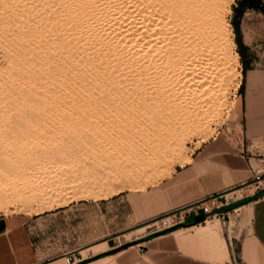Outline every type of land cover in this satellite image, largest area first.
Masks as SVG:
<instances>
[{
  "label": "bare ground",
  "instance_id": "bare-ground-1",
  "mask_svg": "<svg viewBox=\"0 0 264 264\" xmlns=\"http://www.w3.org/2000/svg\"><path fill=\"white\" fill-rule=\"evenodd\" d=\"M233 1L0 0V33L10 22L18 28L15 48L0 36L10 77L5 88L6 78L0 80V108L18 103L85 107L73 113L80 121L86 119V106L149 108L150 118L163 121L156 132L166 144L162 153H171L172 164L178 157L187 163L190 158H183L179 148L188 136H202L219 117L232 69L239 65L225 21ZM38 22L43 28H37ZM70 118V124L76 121ZM211 229L209 222L197 227L199 236Z\"/></svg>",
  "mask_w": 264,
  "mask_h": 264
},
{
  "label": "crops",
  "instance_id": "crops-1",
  "mask_svg": "<svg viewBox=\"0 0 264 264\" xmlns=\"http://www.w3.org/2000/svg\"><path fill=\"white\" fill-rule=\"evenodd\" d=\"M239 1L232 8L241 73L236 141L217 132L189 162L140 191L1 214L0 264H66L70 252L73 264H264V191L250 190L264 171V9ZM210 198L228 225L233 217L226 230L212 225L211 236H199L208 221L195 224L184 212L180 227L148 231L157 222L149 223Z\"/></svg>",
  "mask_w": 264,
  "mask_h": 264
},
{
  "label": "rangeland",
  "instance_id": "rangeland-1",
  "mask_svg": "<svg viewBox=\"0 0 264 264\" xmlns=\"http://www.w3.org/2000/svg\"><path fill=\"white\" fill-rule=\"evenodd\" d=\"M234 4L237 5L236 0L231 4L230 11L226 13L225 21L229 26V39L236 44L234 28L232 26L234 16L232 8ZM40 24H43V22ZM40 24L39 22L36 24L39 29L44 26V24ZM9 26L4 28L0 36L9 37L10 34L9 38H3H5V43L7 45L11 43L9 45L15 48L17 47L16 36L18 34V28L15 29L17 26H15L13 22H10ZM9 29L10 32L12 30L11 33L7 32ZM12 39L14 41H12ZM1 42L2 41H0V66L2 64L1 67L5 66L2 68L3 70L0 67V80L2 81L5 78L6 80H3V83L0 81V84L2 83L3 85L1 84V86L5 88L10 81V77H8V71L6 70V61H4L5 59L2 56L4 43L2 42L1 44ZM26 49H28V47H26L25 50ZM233 51L235 54L238 53L236 47ZM232 70L229 85L224 93V99L222 101L223 107L221 108L219 119L215 118L216 120L214 119L213 122H210L209 128H206L202 136H188V138L184 140L183 146L179 148L183 152V158L184 155L190 158L191 154H193L198 147L220 131H223L224 134L233 141H236L237 130L234 128L240 122V65L235 66V69L233 68ZM237 85L238 88L235 89ZM25 87L26 84H24L21 89L23 90ZM100 106L101 105H98V107L92 105V107L88 106V108L86 106V111L88 110L85 116L86 119H88L86 124V119L81 121L80 119H78L79 121L74 119L76 116H74L73 113L75 110L77 111L79 107L75 109V107L69 105L60 106V108L52 106L57 110H54L52 107L40 108V106L28 103H18L17 105L0 108V124L2 125H0V215L10 216L18 213L40 212L61 205L69 198L93 196L107 197L127 190L140 191L146 186L156 183L169 175L174 167L178 164L182 165L181 161H183V164L185 163L184 159L178 157L172 164L170 158L172 157L171 153L168 154L167 151L162 153L161 150L164 147L165 141L157 137L156 132L159 130V127H161L163 121L161 119V123H159V119L156 118L155 120V117L150 118L148 113L149 108L144 110L145 107H134L135 105H119L118 108L117 105V111H115L116 109H114V106H109V109L108 106H101L102 108H100ZM120 106H124L123 108L126 109ZM130 106H132V109ZM103 107L105 108L103 109ZM83 108L85 107H80L79 110ZM44 109L46 110L45 112ZM133 109L137 113L132 111ZM58 111L61 114L56 115L59 113ZM65 114L67 117L69 114V118L72 114V119L82 123L79 124L73 121L74 123H71L73 124L71 126L69 118L67 121L63 120V117H66ZM61 116L62 118H59ZM54 118L57 119V121H55ZM151 119L154 121L152 122ZM69 124L72 129H75L78 124L79 126L77 128H80L75 131L70 129L72 130L71 132L69 130L71 127L68 126ZM74 125H76V127ZM21 128L24 131L22 133ZM36 128L37 130H35ZM139 134L142 135L140 136ZM155 135L159 140L155 138ZM30 136L32 137L30 138ZM143 137L146 138V140H144ZM150 150H152V152H150ZM178 161L181 162V164ZM250 190L254 191L255 186ZM8 192L10 193L8 194ZM230 217L229 225V219L227 218H211L208 222L209 225H214V228H217V230H226L227 227L232 224L231 221L233 217ZM163 222H165V225ZM153 223L156 224L150 227L148 231L165 229L166 226L171 224V221L156 220L149 224ZM130 238L131 237H127V240H130ZM122 240L125 239H121V242ZM83 256H85V254Z\"/></svg>",
  "mask_w": 264,
  "mask_h": 264
},
{
  "label": "built area",
  "instance_id": "built-area-1",
  "mask_svg": "<svg viewBox=\"0 0 264 264\" xmlns=\"http://www.w3.org/2000/svg\"><path fill=\"white\" fill-rule=\"evenodd\" d=\"M252 183L255 185V188L258 191H264V171L260 174H257L253 180ZM215 198H210L204 202H195L183 210H176L171 213H169L167 216H164L160 218V221H166L170 220L171 224L166 226L165 228H177L180 227L184 223L185 214L184 212H187L186 214H191L194 217L203 215L204 221L209 220L211 218H221L224 219V215L217 210L220 208V206L215 202ZM201 222V223H203ZM199 223V224H201ZM165 225V222H163ZM65 262L66 264H73L76 260H78V257L76 256L75 252H70L65 254Z\"/></svg>",
  "mask_w": 264,
  "mask_h": 264
},
{
  "label": "trees",
  "instance_id": "trees-1",
  "mask_svg": "<svg viewBox=\"0 0 264 264\" xmlns=\"http://www.w3.org/2000/svg\"><path fill=\"white\" fill-rule=\"evenodd\" d=\"M240 6L247 5L248 7L252 8H259V9H264V4L261 3V0H241L239 1ZM232 26L234 28V33L236 35V44L239 45V29H238V22L237 21H232Z\"/></svg>",
  "mask_w": 264,
  "mask_h": 264
},
{
  "label": "water",
  "instance_id": "water-1",
  "mask_svg": "<svg viewBox=\"0 0 264 264\" xmlns=\"http://www.w3.org/2000/svg\"><path fill=\"white\" fill-rule=\"evenodd\" d=\"M205 219H204V216L203 215H200V216H197L194 218V222L195 224H199L201 222H203Z\"/></svg>",
  "mask_w": 264,
  "mask_h": 264
}]
</instances>
